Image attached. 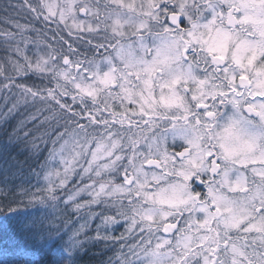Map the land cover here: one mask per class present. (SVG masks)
I'll use <instances>...</instances> for the list:
<instances>
[{"label":"snow or ice","instance_id":"snow-or-ice-1","mask_svg":"<svg viewBox=\"0 0 264 264\" xmlns=\"http://www.w3.org/2000/svg\"><path fill=\"white\" fill-rule=\"evenodd\" d=\"M85 258L264 264V0H0V264Z\"/></svg>","mask_w":264,"mask_h":264},{"label":"trees","instance_id":"trees-1","mask_svg":"<svg viewBox=\"0 0 264 264\" xmlns=\"http://www.w3.org/2000/svg\"><path fill=\"white\" fill-rule=\"evenodd\" d=\"M29 19H30V17H29ZM25 22H26V20L22 16L20 18V23H25ZM84 264H93V262L89 258H85ZM96 264H98V261L96 262Z\"/></svg>","mask_w":264,"mask_h":264}]
</instances>
